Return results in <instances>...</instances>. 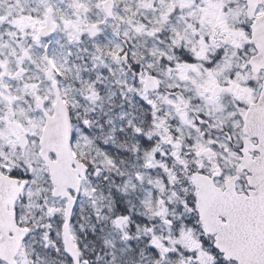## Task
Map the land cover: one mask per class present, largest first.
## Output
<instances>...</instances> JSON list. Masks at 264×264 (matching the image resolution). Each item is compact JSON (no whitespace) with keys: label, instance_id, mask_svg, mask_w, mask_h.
<instances>
[{"label":"snow or ice","instance_id":"1","mask_svg":"<svg viewBox=\"0 0 264 264\" xmlns=\"http://www.w3.org/2000/svg\"><path fill=\"white\" fill-rule=\"evenodd\" d=\"M0 264H264V0H0Z\"/></svg>","mask_w":264,"mask_h":264}]
</instances>
